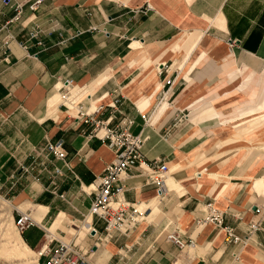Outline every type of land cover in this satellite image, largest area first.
<instances>
[{
  "label": "crops",
  "instance_id": "1",
  "mask_svg": "<svg viewBox=\"0 0 264 264\" xmlns=\"http://www.w3.org/2000/svg\"><path fill=\"white\" fill-rule=\"evenodd\" d=\"M66 79L78 86L71 100L84 87L83 107L102 104L97 117L109 126L131 119L145 138L142 161L170 169L162 200L141 165L129 171L126 198L152 208L99 247L86 234L79 245L92 264H264V217L245 244L198 222L212 200L245 237L264 212V0H43L35 11L0 0V193L43 224L58 214L47 230L77 242L60 228L71 220L88 230L87 216L103 231L88 214L91 184L115 153L59 102ZM58 140L67 162L35 154ZM172 230L195 243L178 247ZM24 236L31 249L47 244L42 224Z\"/></svg>",
  "mask_w": 264,
  "mask_h": 264
},
{
  "label": "built area",
  "instance_id": "2",
  "mask_svg": "<svg viewBox=\"0 0 264 264\" xmlns=\"http://www.w3.org/2000/svg\"><path fill=\"white\" fill-rule=\"evenodd\" d=\"M4 1L10 3L13 0ZM27 2L29 8L35 11L43 0H27ZM15 6L17 13L13 20L20 17L24 4L19 2ZM41 32L40 26L36 24L31 28L29 36L38 38ZM38 44L43 45V41L39 40ZM24 47L27 48V45L25 44ZM158 69L161 72L162 69L160 67ZM75 87L78 86L74 85L69 79L61 82V86H58V90L61 92L59 102L66 107L69 113L77 110V115H75L77 118L93 123L94 135L107 141L115 153L114 159L106 165L104 171L91 184L94 199L88 214L96 216L104 222L103 231L98 230L92 222L87 221V216H84L85 223H88L87 234L94 238V246L99 247L101 243H105L119 234H130L138 223L146 218L152 208L149 202H141L147 203V206L140 209L138 208L139 206L137 207L139 203L131 202L126 198L124 179L129 171L141 165L146 172L147 181L160 186L158 198L162 200L164 180L170 169L165 161H142V147L145 138L141 134H134L131 131L130 126L133 123L131 119L122 120L115 127L109 126L107 120L97 117V114L104 108L102 104L94 109L83 107L81 98L86 93V88L84 87H79L82 94L71 100L69 94ZM43 153L51 154L55 158L67 162V151L62 140L49 141L45 146L35 150L37 156ZM55 171L56 173H61L60 168H56ZM225 216L226 211L221 210L215 205L214 201L209 200L204 204V215L198 222L220 226L226 234V240L232 243L245 244L249 241L251 234L262 228L261 221L264 217V212L251 221L249 234L245 237L238 234L234 226L225 222ZM237 217L241 218V215L238 214ZM15 224L19 231H25L35 225V220L29 211H21L15 219ZM166 239L180 248H185L195 243L192 238H185L177 230L166 232ZM46 242L47 244L39 251L38 264H92L88 251L83 250L75 241H65L49 234Z\"/></svg>",
  "mask_w": 264,
  "mask_h": 264
},
{
  "label": "rangeland",
  "instance_id": "3",
  "mask_svg": "<svg viewBox=\"0 0 264 264\" xmlns=\"http://www.w3.org/2000/svg\"><path fill=\"white\" fill-rule=\"evenodd\" d=\"M22 208L23 209L21 211L23 212L29 211L30 213H34V211L32 212L31 210H25V207ZM20 212L15 211L13 209L12 201L0 193V264H35L38 259L37 250H34V248L31 249L25 243L24 231H19L15 224V219ZM57 216L54 215L51 220H48L49 222L47 224H43L35 220V224H42L44 227V242L47 240V235L49 234L60 237L58 232H56L57 230L54 232H49L47 230V227H49L54 222ZM73 222L74 221L71 220L65 221L64 226H62L60 229L74 233L77 238V243L82 245L87 239V230L79 228L77 225H73ZM75 222L78 224L77 221ZM74 229H77L78 231L76 232ZM67 236L68 237H66L64 240L70 241L69 238L71 236ZM95 261L98 264L101 262L99 259H96Z\"/></svg>",
  "mask_w": 264,
  "mask_h": 264
},
{
  "label": "bare ground",
  "instance_id": "4",
  "mask_svg": "<svg viewBox=\"0 0 264 264\" xmlns=\"http://www.w3.org/2000/svg\"><path fill=\"white\" fill-rule=\"evenodd\" d=\"M167 180V179H166ZM158 200H160L159 198H158ZM139 206V207H138ZM145 206H147V204H137V207L138 208H140V209H143V208H145ZM32 216V215H31ZM50 232V231H49ZM52 235V234H51ZM40 251V250H39ZM39 251H37V254H38V258H39ZM35 264H38V259H37V261H36V263Z\"/></svg>",
  "mask_w": 264,
  "mask_h": 264
}]
</instances>
